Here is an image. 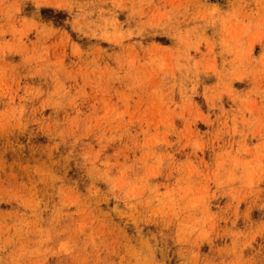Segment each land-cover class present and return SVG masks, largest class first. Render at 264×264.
Returning a JSON list of instances; mask_svg holds the SVG:
<instances>
[{"label": "rangeland", "instance_id": "obj_1", "mask_svg": "<svg viewBox=\"0 0 264 264\" xmlns=\"http://www.w3.org/2000/svg\"><path fill=\"white\" fill-rule=\"evenodd\" d=\"M0 264H264V0H0Z\"/></svg>", "mask_w": 264, "mask_h": 264}]
</instances>
